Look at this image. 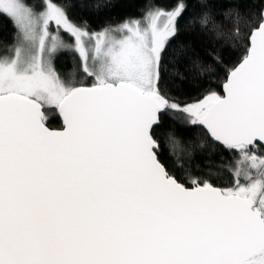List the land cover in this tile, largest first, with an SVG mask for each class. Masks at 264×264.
<instances>
[{"label": "snow or ice", "instance_id": "snow-or-ice-1", "mask_svg": "<svg viewBox=\"0 0 264 264\" xmlns=\"http://www.w3.org/2000/svg\"><path fill=\"white\" fill-rule=\"evenodd\" d=\"M217 2L161 0L89 31L70 11L107 3L0 0L17 29L0 57V264H264V7L244 37L223 31L239 4ZM213 33L208 49L187 38ZM60 50L78 54L83 80L57 74ZM221 70L223 94L166 91ZM52 106L61 130L45 124ZM220 149L235 154L226 188L211 163L193 172L177 158Z\"/></svg>", "mask_w": 264, "mask_h": 264}, {"label": "trees", "instance_id": "trees-1", "mask_svg": "<svg viewBox=\"0 0 264 264\" xmlns=\"http://www.w3.org/2000/svg\"><path fill=\"white\" fill-rule=\"evenodd\" d=\"M29 5L38 4L39 0H24ZM161 0H101V3H107V7H102L99 11L84 12L80 9H72L70 16L76 19L79 16H84L88 19L90 24L89 31H100L103 27L109 24H119L125 18H140L144 11L149 10L151 4L160 3ZM170 6L174 3V0H164ZM233 2L239 4V10L244 13L238 20L235 18V13L229 19L223 21V31L225 33H232L237 27L240 30V34L246 37L249 34L252 24L258 23L254 19H250L252 11L258 6L264 7L262 0H233ZM217 9L229 7V0H218L215 4ZM192 9V4H189V12ZM252 10V11H250ZM187 15V13L185 14ZM182 35H186L182 33ZM213 34L207 37H201L198 34H192L188 36L189 39H194L197 46L201 49H208L212 43ZM16 28L13 22L4 14H0V57L10 56L13 46L15 44ZM231 43L221 37V43ZM243 47L237 50H229L224 55L228 60L227 67H231L239 62V59L243 53ZM53 66L57 74L64 80L68 81L75 79L80 81L84 79L83 73L80 69V63L75 54L68 51H60L53 57ZM224 71L221 70L215 75L210 72H206L203 76H200L197 71L189 72L185 83L182 85L173 86L167 89V93L171 96L179 97L184 102H192L195 99H199L203 96L205 91L210 86L218 93L222 94L221 88L224 78ZM89 79L87 82H90ZM46 115L45 124L48 128L57 130L62 128L61 120L57 109L52 106L44 109ZM199 129H195L194 132H199ZM163 148V145H162ZM235 154L227 153L223 149L212 152L209 154V159H205L203 156H197L194 161H189L185 153L177 151V158L181 163L185 164V169L189 166L193 172L207 173L209 169L204 165L211 163L213 171V181L217 187H230L232 182V175L229 171L230 167H234ZM223 158V160H222ZM199 166V167H198ZM182 178V182L187 184V174L185 170L178 173Z\"/></svg>", "mask_w": 264, "mask_h": 264}, {"label": "rangeland", "instance_id": "rangeland-1", "mask_svg": "<svg viewBox=\"0 0 264 264\" xmlns=\"http://www.w3.org/2000/svg\"><path fill=\"white\" fill-rule=\"evenodd\" d=\"M51 31L54 33L55 32V26L53 25V28L51 29ZM16 35H17V29H16ZM64 38H65V40H67L68 39V37H67V35L65 34L64 35ZM15 43H16V39H15ZM14 46H15V44H14ZM14 46H13V49H12V53H11V55L10 56H12L13 54H14ZM60 51H67V50H60ZM60 51H58L57 53H59ZM68 52H72L73 54H75L76 55V57L78 58V60H79V63H80V59H79V56H78V54L76 53V52H74V51H68ZM56 53V54H57ZM10 56H7V57H10ZM81 66V65H80ZM80 69H81V67H80ZM81 72H82V70H81ZM88 84H91L92 83V81H90V82H87Z\"/></svg>", "mask_w": 264, "mask_h": 264}, {"label": "water", "instance_id": "water-1", "mask_svg": "<svg viewBox=\"0 0 264 264\" xmlns=\"http://www.w3.org/2000/svg\"><path fill=\"white\" fill-rule=\"evenodd\" d=\"M221 91H222V94H223V87L221 88ZM57 111H58V109H57ZM58 113H59V111H58ZM59 117H60V120H61V124H62V128H63V120H62V117H61V115L59 114ZM61 128V129H62ZM61 129H57V130H61ZM53 130V129H52Z\"/></svg>", "mask_w": 264, "mask_h": 264}]
</instances>
